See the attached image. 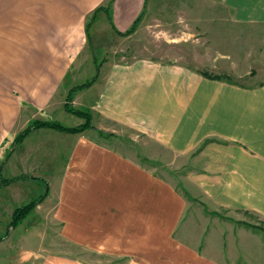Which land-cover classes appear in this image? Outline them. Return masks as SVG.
Instances as JSON below:
<instances>
[{"label": "crops", "instance_id": "1", "mask_svg": "<svg viewBox=\"0 0 264 264\" xmlns=\"http://www.w3.org/2000/svg\"><path fill=\"white\" fill-rule=\"evenodd\" d=\"M109 1L0 0V264H264V231L242 215L186 219L190 204L174 183L116 138L132 130L166 163L186 159L188 188L209 217L247 212L263 224L262 85L148 59L105 61L71 103L91 113L93 129L41 128L11 151L32 121L68 113V94L93 59L81 60L88 18ZM146 2L113 0L115 30L127 32ZM31 202L11 227L15 210Z\"/></svg>", "mask_w": 264, "mask_h": 264}, {"label": "rangeland", "instance_id": "2", "mask_svg": "<svg viewBox=\"0 0 264 264\" xmlns=\"http://www.w3.org/2000/svg\"><path fill=\"white\" fill-rule=\"evenodd\" d=\"M237 1L236 5H220L212 0H147L144 20L138 30L126 38L117 36L106 16L100 14L90 29L91 45H87L81 57V60L87 56L93 59L82 69L79 85L97 78L105 61L131 63L148 59L161 65L188 66L212 76H227L231 83L242 87L264 86V0ZM72 78L73 74L70 80ZM83 101L82 97L80 102ZM77 110L83 111L80 107ZM48 119L67 127H74L77 121L64 111L50 112V116L36 121ZM116 138L127 155L156 169L174 183L190 204L186 219L194 216L195 220H213V216L218 215L222 220H235L233 217L242 215L246 222L255 224V229L263 231L264 223L247 212L221 210L209 217L207 206L194 198L188 188L186 159L178 164L166 163L169 158L149 153L143 147L147 140L132 130L119 129ZM3 177L6 178V173ZM35 192L31 199L38 196L39 192ZM25 203L22 206L27 205ZM258 223L261 225L256 226ZM22 232L23 229L18 228L16 234L21 236Z\"/></svg>", "mask_w": 264, "mask_h": 264}, {"label": "trees", "instance_id": "3", "mask_svg": "<svg viewBox=\"0 0 264 264\" xmlns=\"http://www.w3.org/2000/svg\"><path fill=\"white\" fill-rule=\"evenodd\" d=\"M104 14L107 18V20L109 21V23L112 25L113 27V20H112V16H113V0H110L108 2V4L106 6H100L98 7L93 14L88 18L87 24H86V36H87V41L88 44L91 45L92 42V36L90 33V29L92 24L95 22L96 18L100 15V14ZM146 14V4L144 6V10L142 11V13L139 15V17L136 19V21L134 22L133 26L125 33H120L117 30H115V28L113 27V30L115 31L116 35L119 37H130L132 36L139 28V26L141 25L142 21L144 20ZM98 70H99V66H98ZM205 76L212 78V79H218V80H227L228 82H230L229 77L227 76H212L210 74L204 73ZM96 78L93 79L92 82L90 83H86L83 84L81 86L76 87L75 89L71 90L70 93L68 94V102L66 103V110L68 113L77 116L79 118H82L85 120V123L82 124L81 126L78 127H66L60 123L54 122V121H32L29 126L20 134L17 135L15 141H14V147L11 151H13L15 149L16 146L20 145L23 140L33 131L41 129V128H50L53 130H57L60 132H66V133H83L87 130L93 129L92 126V115L90 112L87 111H80L75 109L72 106V101L74 99V94L77 91L80 90H84L86 88H89L93 85L94 81ZM98 135L104 137L107 136V134H105L104 132L101 131H97ZM109 136H113L112 134H109ZM14 181V180H13ZM12 181H6V184L11 183ZM36 203L37 202H31L25 206H22L18 209L15 210L14 214H13V220L11 223V227H16L22 220H24V218L36 207ZM247 225L248 228H253L255 229L256 227L254 225H250V224H245ZM264 231V229H263ZM3 239L0 237V240Z\"/></svg>", "mask_w": 264, "mask_h": 264}]
</instances>
